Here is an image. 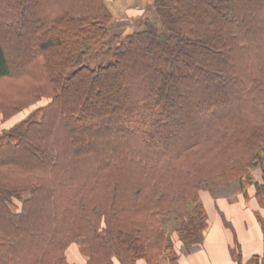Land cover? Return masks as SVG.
I'll use <instances>...</instances> for the list:
<instances>
[{"label": "trees", "instance_id": "16d2710c", "mask_svg": "<svg viewBox=\"0 0 264 264\" xmlns=\"http://www.w3.org/2000/svg\"><path fill=\"white\" fill-rule=\"evenodd\" d=\"M152 10L111 36L105 0H0V114L49 100L0 135V264H71L80 239L83 264H178L201 190L264 208V0Z\"/></svg>", "mask_w": 264, "mask_h": 264}, {"label": "crops", "instance_id": "0c3cea01", "mask_svg": "<svg viewBox=\"0 0 264 264\" xmlns=\"http://www.w3.org/2000/svg\"><path fill=\"white\" fill-rule=\"evenodd\" d=\"M111 1L105 0V3L115 20L117 15L109 6ZM131 2L133 1L131 0ZM124 11L127 13L135 11L138 14L143 12L141 9L135 10L132 5H129L128 9L126 8ZM203 193L201 192V198L209 218V228L205 232L203 243L199 249L190 252L177 250L179 253L178 264H237L231 255L233 249L240 251L243 264L254 255H263L264 208L259 206L255 198V188L248 189V199L242 194H237L232 200L218 198L215 203L204 202ZM85 251L84 248V255ZM69 255L68 251L69 263L80 264L71 260ZM85 257L81 264L86 261ZM113 264H119V262L115 260ZM137 264L147 263L145 260H139Z\"/></svg>", "mask_w": 264, "mask_h": 264}, {"label": "rangeland", "instance_id": "374dc122", "mask_svg": "<svg viewBox=\"0 0 264 264\" xmlns=\"http://www.w3.org/2000/svg\"><path fill=\"white\" fill-rule=\"evenodd\" d=\"M132 1L133 2H131V0H128V1L127 0L125 1L124 0H112L111 3H109V6L111 7L112 11H114V13L117 15V17H115V20H113L111 24V36H114L116 34H127L129 32H132L133 30L137 28L138 21L142 16L144 15L154 16V13L152 10V5H153L154 0H132ZM129 5L134 6L135 10L141 9L143 12L141 14L135 13V11L131 13H127V11L125 12L124 10L126 8L128 9ZM10 45H11V50H10L11 56L10 57L12 59H15L17 57V51H16L17 43L15 41H12L10 42ZM18 58L21 59L20 57ZM7 83H8L7 81H4L2 86H7ZM88 93L91 94V88H89ZM48 101L49 100L42 99L40 102L32 106L20 110L19 113L15 114L14 116H12L10 119H7V120H5L3 116L0 114V135L5 130H8L14 124L27 118L30 114L33 113L35 109H38L39 107H43L44 104H46V102L48 103ZM39 118H40V114L35 116V119H39ZM201 192H204L203 193L204 202L206 203L214 202L215 203L216 198H213V196L207 190L200 191V198H201ZM235 196L222 197V198H227L229 200H232L235 198ZM201 201H202V198H201ZM162 221L164 224L163 226L169 238L172 241H175L174 231L177 229L178 223H176L173 220L167 221L166 218H162ZM82 248L83 250L84 248L86 249V245H85V242L82 239H80L70 248L69 250L70 259L81 264L84 261L83 257H85V255L83 254Z\"/></svg>", "mask_w": 264, "mask_h": 264}]
</instances>
